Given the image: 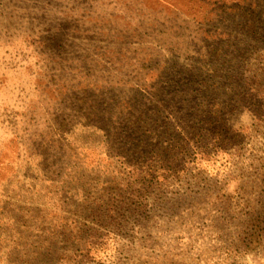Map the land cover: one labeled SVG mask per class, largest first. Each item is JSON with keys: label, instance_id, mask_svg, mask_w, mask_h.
Listing matches in <instances>:
<instances>
[{"label": "rangeland", "instance_id": "1", "mask_svg": "<svg viewBox=\"0 0 264 264\" xmlns=\"http://www.w3.org/2000/svg\"><path fill=\"white\" fill-rule=\"evenodd\" d=\"M209 92L235 142L165 202L94 205L138 113ZM0 264H264V0H0Z\"/></svg>", "mask_w": 264, "mask_h": 264}, {"label": "trees", "instance_id": "2", "mask_svg": "<svg viewBox=\"0 0 264 264\" xmlns=\"http://www.w3.org/2000/svg\"><path fill=\"white\" fill-rule=\"evenodd\" d=\"M256 21L260 23L262 20L256 18ZM219 78L222 79L221 76ZM199 95L189 103L188 108H183V114H178L179 118L176 116L177 109L165 115L159 107L152 113L153 121L145 119L143 113L136 115L127 130L128 140H133L131 144L134 145L127 161V164L132 162V165L122 167L114 175L115 168L112 175L98 177L101 181L97 182V189L86 192L87 195L91 194L95 206H100L110 198L117 203L133 202L138 206L157 205L160 200L165 202L169 193L174 192L169 189L173 186L170 183L172 180L177 187H183V184L189 183L186 179L193 177L197 168L201 170L205 160L217 154L211 153L217 142H235V138H228L225 132L227 122L223 118L218 97L214 96L215 92ZM249 98V95L244 98L241 96V101L252 105L246 102ZM155 122L158 126L154 125ZM144 153V159L137 157ZM130 186L133 189L128 192ZM116 188L123 189L108 196Z\"/></svg>", "mask_w": 264, "mask_h": 264}]
</instances>
